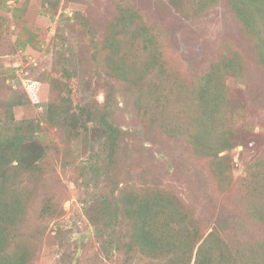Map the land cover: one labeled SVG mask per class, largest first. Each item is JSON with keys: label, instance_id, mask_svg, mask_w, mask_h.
Returning a JSON list of instances; mask_svg holds the SVG:
<instances>
[{"label": "rangeland", "instance_id": "1", "mask_svg": "<svg viewBox=\"0 0 264 264\" xmlns=\"http://www.w3.org/2000/svg\"><path fill=\"white\" fill-rule=\"evenodd\" d=\"M164 1L168 0H61L53 9L46 8L44 0H7L0 9L3 125H9L11 107L16 120L42 121L43 103L52 97V86L46 79L64 80L65 67L78 80L72 99L82 102L96 98L104 102L105 81H110L104 78V53L95 38H101L118 10L127 5L141 10L147 25L160 38L158 47L166 74L157 75L160 67L154 66L138 80L143 91L153 82H162L166 89L171 79L191 82L224 52L238 51L246 71L244 76H230L226 82L231 105L223 109L222 125L235 135V140L233 148L219 153L228 161L224 188L214 177L211 158L195 151L189 137L178 131L166 134L157 126L147 125L141 115L143 104L137 102L139 87L123 82L113 83L111 92L114 120L122 130V147L114 166L124 184L174 193L189 221L206 233L218 231L230 249L248 250L257 244L264 253V68L257 48L264 42V34L260 37L249 33L224 2L209 6L200 16L188 17L173 5L170 11ZM18 14L34 36L24 47L16 44L22 31ZM67 15L77 16L71 22L62 21ZM133 51L132 60L142 66L144 47L137 45L128 52ZM169 100L168 107L176 108L175 98ZM13 101L22 102L12 106ZM178 109L182 121L192 120L190 103ZM47 131L48 158L35 175L26 178L30 197L25 199L26 214L16 225L17 232L15 227L8 235L10 248L15 246L18 234L21 243L32 246L29 264H163L140 251L129 259L124 252L114 250L109 257L102 251L100 237L87 219L84 205L98 192L97 185L103 193H108L111 185L102 179L88 188L87 174L82 170L88 165L89 154L99 151V139L103 138L90 134V148L82 154L79 146H71L70 150L56 128ZM47 197L62 203L60 216L44 211Z\"/></svg>", "mask_w": 264, "mask_h": 264}, {"label": "trees", "instance_id": "2", "mask_svg": "<svg viewBox=\"0 0 264 264\" xmlns=\"http://www.w3.org/2000/svg\"><path fill=\"white\" fill-rule=\"evenodd\" d=\"M60 1L44 0V6L57 9ZM164 2L170 11L173 5L188 17L192 14L200 16L209 6L224 2L249 33L260 37L264 34V0ZM6 3L7 0H0V9ZM140 12L130 5L121 7L101 38H95L104 53L101 64L106 75L104 78L111 82L105 81L104 102L100 103L96 98L82 102L72 99L78 80L72 70L65 67L64 80L46 79L52 86V97L43 103L42 121L16 120L11 107L7 115L9 125L5 128L2 122L5 119L0 116V264H29L32 259V246L25 241L26 244L21 243L17 239V236L22 238L20 235L16 234L12 248L7 240L11 239L8 235L11 236L15 227L17 232L16 225L26 214L25 199L30 197L27 196L26 178L35 175L46 164L49 127L61 132L70 150L71 146H79L82 154L90 148V134L103 138L99 139V151L89 154L88 165L83 166L82 172L87 174L88 188L102 179L111 185L108 193H103L97 185L95 190L98 192L87 198L84 205L85 215L95 226L102 251L107 256L116 250L124 252L129 259L140 251L163 264H264V253L259 245L252 244L248 250L230 249L218 231L213 229L206 233L193 220L189 221L181 200L174 193L157 187L124 184L115 173L117 152L122 147V130L114 120L111 92L113 83L123 82L139 87L137 102L141 100L143 104L141 115L147 125L157 126L166 134L178 131L189 137L195 151L211 158L214 177L220 188H224L228 161L219 153L233 148L235 140V135L223 129L222 125L223 109L231 105L226 82L228 77L244 76L246 71L241 53L230 50L211 61L191 82L171 79L168 89L162 82L160 85L153 82L148 83L143 91L138 80L149 70L158 65L157 75H165L166 72L158 47L160 38ZM17 16L18 22L22 23V31L16 44L24 47L34 36L23 24L21 14ZM76 16H63L62 21L71 22ZM262 38L264 41V35ZM137 45L144 47V55L140 59L142 66L132 60L134 51L128 52ZM257 48L264 68V42ZM262 78L264 81V75ZM173 98L177 109L190 103V122L181 120L177 114L179 109L168 107L169 99ZM21 102L13 101L12 106ZM57 201L49 198L42 208L51 216H60L64 210L62 203Z\"/></svg>", "mask_w": 264, "mask_h": 264}]
</instances>
